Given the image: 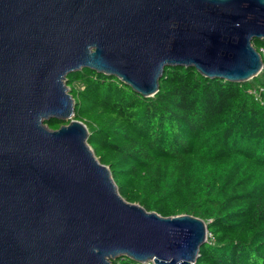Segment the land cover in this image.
<instances>
[{
    "label": "water",
    "instance_id": "obj_1",
    "mask_svg": "<svg viewBox=\"0 0 264 264\" xmlns=\"http://www.w3.org/2000/svg\"><path fill=\"white\" fill-rule=\"evenodd\" d=\"M256 38L264 0H0V264H195L206 222L122 197L66 78L89 68L144 97L166 67L244 83L264 67Z\"/></svg>",
    "mask_w": 264,
    "mask_h": 264
},
{
    "label": "trees",
    "instance_id": "obj_2",
    "mask_svg": "<svg viewBox=\"0 0 264 264\" xmlns=\"http://www.w3.org/2000/svg\"><path fill=\"white\" fill-rule=\"evenodd\" d=\"M253 45L264 61V39ZM66 84L74 118L86 123L88 143L124 199L206 222L195 264H264V67L244 83L166 67L151 97L89 68L68 74Z\"/></svg>",
    "mask_w": 264,
    "mask_h": 264
},
{
    "label": "built area",
    "instance_id": "obj_3",
    "mask_svg": "<svg viewBox=\"0 0 264 264\" xmlns=\"http://www.w3.org/2000/svg\"><path fill=\"white\" fill-rule=\"evenodd\" d=\"M263 51V50H262ZM137 264H155V262L154 261H149V262H147V263H137Z\"/></svg>",
    "mask_w": 264,
    "mask_h": 264
}]
</instances>
